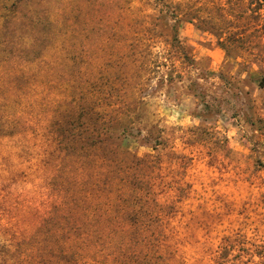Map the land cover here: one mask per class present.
Returning <instances> with one entry per match:
<instances>
[{"label":"rangeland","instance_id":"374dc122","mask_svg":"<svg viewBox=\"0 0 264 264\" xmlns=\"http://www.w3.org/2000/svg\"><path fill=\"white\" fill-rule=\"evenodd\" d=\"M263 1L23 0L0 16V104L21 95L34 114L24 111L12 124L0 115V264H86L80 249L67 252L61 240L82 217L71 192L95 168L58 153L47 164L51 140L43 134L60 110L87 102L80 90L89 86L91 108L112 135L111 165L129 153L145 175L174 185L158 188L155 199L164 223L154 225L168 237L154 261L139 264H264V158L260 164L252 150L256 140L264 144V127L245 124L242 110L252 103L264 119L256 80L264 75ZM176 6L193 16L179 12L186 54L171 43L168 9ZM204 71L211 73L206 82ZM220 71L231 80L223 90L213 75ZM194 80L205 83L212 103L226 101L210 122L227 139L228 158L221 152L213 160L212 144L183 138L201 121ZM188 184L180 198L176 187Z\"/></svg>","mask_w":264,"mask_h":264},{"label":"trees","instance_id":"16d2710c","mask_svg":"<svg viewBox=\"0 0 264 264\" xmlns=\"http://www.w3.org/2000/svg\"><path fill=\"white\" fill-rule=\"evenodd\" d=\"M22 1L3 0L0 3V16L8 17L10 13H15ZM178 10L183 14L182 16L187 18L192 14L190 10L182 6H179ZM168 12L175 20L172 25L171 43L186 54L179 37V27L183 18L180 17L177 6L176 8L169 7ZM163 17L167 18L165 14ZM189 19H193V16ZM20 70L22 71L23 68L20 67ZM210 75L209 71H204L201 78L206 82ZM213 75L219 79L217 88L223 90L231 85V80L223 71ZM256 80L259 87H264V75H260ZM193 88H199L198 93L195 94L199 99L196 114L200 116L201 121L199 125L188 128L183 138L186 139L188 145L207 146L209 144L211 146L212 144L207 148L208 155L213 160H218L219 155L223 154L221 152H226L223 156L228 158L231 149L227 145V139L224 136L221 137L212 128L211 123L217 114L225 110L226 101L217 100L216 103L209 101L210 96L206 91L205 83L194 80L190 85V89ZM80 93L88 99L87 102L69 112L60 110L62 115L60 119L43 134L51 140L50 146L44 147L43 154L47 164L53 165L54 157L58 153L60 157L62 154L78 156L84 161L85 168L87 164L95 168L94 173L89 174L80 182V187L71 192L70 199L79 207L82 217L77 218L75 223L68 226L67 232L62 236V248L67 252L71 249H80V259L86 264L91 262L139 264L154 261L153 259L157 258L159 250L163 247L162 238L168 237L165 234H162V237L158 235L157 227L164 223L159 213L163 207L159 208V203H156L155 199L158 198V188L165 190L170 186L169 189H174V185H165L162 176L145 175L141 168L142 160L129 153L123 155V159L112 166L111 156L117 155L110 147L112 135L109 134V127L102 124L94 109L91 108L96 98L95 90L89 86L81 89ZM11 101L12 103L0 104V115L2 114L4 121L8 124L17 123L23 118L24 111L33 118L34 114L30 112L31 104L26 100L25 105L24 97L18 95ZM254 107L252 103L244 105L242 109L244 110V123L253 129H262L264 119L256 111V114L254 113ZM1 135L8 136L4 131ZM53 144L55 147L50 150ZM252 150L258 158L256 161L263 164V142L256 140ZM181 161L186 167L192 162V158L188 156L184 162L183 159ZM220 162L224 163V160ZM190 189V184L187 187L181 185L176 187L180 198L189 193ZM153 201L154 204H152ZM171 205L172 202L168 206ZM155 221L161 223L156 226ZM167 247L170 248L167 250L173 251V247L170 245Z\"/></svg>","mask_w":264,"mask_h":264}]
</instances>
